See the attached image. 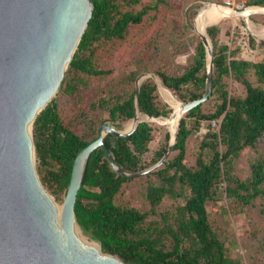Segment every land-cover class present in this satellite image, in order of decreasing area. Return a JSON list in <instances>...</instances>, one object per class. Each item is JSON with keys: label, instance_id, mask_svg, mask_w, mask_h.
Segmentation results:
<instances>
[{"label": "trees", "instance_id": "1", "mask_svg": "<svg viewBox=\"0 0 264 264\" xmlns=\"http://www.w3.org/2000/svg\"><path fill=\"white\" fill-rule=\"evenodd\" d=\"M93 15L70 62V70L88 74H104L94 68L93 43L102 38L123 39L129 26L143 21L154 4L144 5L137 12L122 10L119 0H92ZM137 3L140 0H128ZM252 5L264 6V0H250ZM219 26L208 27L214 46L213 92L218 91L222 102L214 112L204 113L202 104L186 113L196 117L195 126L190 127L182 117L173 150L178 153L161 163L163 167L150 173L158 175L161 183H149L146 197L150 210L121 204L117 196L124 186L136 176H126L116 171L105 150L99 146L91 153L76 202V216L83 232L101 244L104 252L118 255L129 264H242L228 254L227 246L216 232L209 219L208 201L215 198L219 184L227 182V193L242 204H252L264 197V154L251 165V174L246 178L233 175V162L246 147L256 148L264 136V62H253L231 56L230 46L220 44ZM90 51L83 57L82 52ZM207 52L203 40L196 47L194 63L181 75L159 71L166 86L178 92L183 100H194L203 96L207 79ZM254 71L259 83H254L249 73ZM232 75L246 88V95H230L223 78ZM70 80L68 87L74 92L79 81ZM65 81H62V85ZM186 86V88H184ZM183 89L186 91H183ZM157 85L147 81L140 84L138 108L141 112L158 117L171 113L166 104L158 100ZM211 95V96H212ZM210 96V97H211ZM210 99V98H209ZM137 88L120 98L110 108L112 120L133 118L136 113ZM203 119L219 120L217 131L205 134L196 167L186 164L187 143ZM36 155L41 166L51 159L58 169L48 171L42 177L53 187V192L65 194L70 183L73 163L78 153L97 135L87 139L64 124L55 102H50L34 121ZM154 127L148 121H140L132 134L126 137L109 132L104 141L114 154L115 160L126 172L144 169L143 155L149 151ZM223 146L224 150L220 147ZM209 149L211 156H205ZM167 149L156 152V161L162 159ZM178 184L190 187V196L179 206L176 213H162V221L148 220L167 194ZM264 214V206L262 207ZM169 241H171L169 243Z\"/></svg>", "mask_w": 264, "mask_h": 264}, {"label": "rangeland", "instance_id": "2", "mask_svg": "<svg viewBox=\"0 0 264 264\" xmlns=\"http://www.w3.org/2000/svg\"><path fill=\"white\" fill-rule=\"evenodd\" d=\"M156 1L140 0L137 3H129L128 0H119L122 10L133 12L142 9L144 5L154 4ZM249 1L167 0V3H159L158 9H151L142 22L131 24L123 39L102 38L93 43L94 68L104 71V74L95 75L79 70L71 71L70 64L67 66L63 79L65 83L60 85L50 102L57 104L64 124L87 139L98 136V128L104 123L114 126L117 130L126 131L127 126L135 121L134 117L112 120L110 108L118 99L133 92L137 88V83L142 84L147 81L155 83L158 100L171 110L168 116L161 115L152 118L138 110V120L148 121L153 125L154 137L149 144V151L142 157L146 167L138 171L140 174L124 186L123 191L117 196L119 203L137 207L142 211L150 210V203L146 197L147 186L149 183H161L158 175L150 173L159 167L157 164L161 159L156 161V152L165 148L168 151L169 144L173 141L169 124L162 122L170 118L174 111L165 93L171 92L182 102L189 101L183 100L176 90L166 86L159 71L181 75L194 63L196 47L202 40V36L196 30L195 18L207 4L216 2L243 11L246 7L255 6ZM248 21H251L253 27L249 26ZM210 26L220 27L219 42L221 45L230 46L232 57L264 62V38H259L255 34L256 29L264 26V13L250 14L249 19L245 16L226 17L208 27ZM209 38L212 41L210 35ZM90 53V51H85L82 55L85 57ZM249 77L254 83H259L253 70L249 73ZM74 78L79 82L74 92H70L68 82L75 80ZM223 82L230 95H246L245 86L231 74L225 75ZM221 102L219 92L216 91L202 104V111L204 113L214 112ZM182 117L187 118L190 127L195 126L196 117H187L186 113ZM219 122V120L203 119L200 126L194 128V133L187 143L185 162L188 166L196 167L205 134L209 131H217ZM33 127L34 123L32 126L34 138ZM220 149L224 150V147L221 146ZM177 153V150L171 148L167 157L172 159ZM261 153L264 154V136L256 148L246 147L234 160L233 175L239 178L248 177L251 174L252 163ZM205 156L207 158L211 156L209 149L205 150ZM163 166L164 164L160 165V167ZM36 167L41 180L48 171L58 169V165L51 159L40 169V160L37 155ZM42 183L56 201L63 205L66 193H54V188L48 182L42 181ZM190 192L188 185H176L172 193L167 194L162 200L157 212L149 215L148 220L162 221V213H176L179 206H182L189 198ZM263 206L264 197H258L248 205L230 197L225 180L219 184L215 198L207 203L210 222L220 235V239L225 242L228 254L239 259L242 264H264V214L261 211Z\"/></svg>", "mask_w": 264, "mask_h": 264}, {"label": "water", "instance_id": "3", "mask_svg": "<svg viewBox=\"0 0 264 264\" xmlns=\"http://www.w3.org/2000/svg\"><path fill=\"white\" fill-rule=\"evenodd\" d=\"M93 10L92 0H0V264H129L101 246L99 252L83 243L76 233V202L89 157L99 146L116 171L130 177L140 174L120 167L104 141L109 132L129 136L142 121L137 117L140 84L133 128L120 131L104 123L97 138L76 156L59 227L58 203L36 167L33 123L62 84ZM202 40L207 52L206 89L202 97L183 101V115L213 92V43L206 36ZM177 134L178 129L157 167Z\"/></svg>", "mask_w": 264, "mask_h": 264}, {"label": "bare ground", "instance_id": "4", "mask_svg": "<svg viewBox=\"0 0 264 264\" xmlns=\"http://www.w3.org/2000/svg\"><path fill=\"white\" fill-rule=\"evenodd\" d=\"M264 13V6L262 5H255L246 7L240 14H236L235 10H233L230 6L222 5L216 2L209 3L200 10L198 15L195 18V24H196V30L199 32L201 36H206L208 40L210 41V44L212 43L211 39L209 38L207 28L209 25L213 23L220 22L226 17H238V16H245L247 19H249V15L253 13ZM248 24H250V27H253V24L251 21H248ZM255 34L259 38H264V26H262L260 29L255 30ZM211 58V51L208 55V60L210 61ZM166 99L170 102L172 107L174 108L173 114L171 118H166L163 120V123H167L170 126V130L172 132V138L174 140V137L176 135V131L178 129V122L183 113L181 112V107L183 105V102L180 101L175 95H173L171 92L165 93ZM139 115V113H138ZM135 124V121L129 124L126 128V131H129L133 128ZM106 130H103V134H105ZM53 196V195H52ZM54 197V196H53ZM55 198V197H54ZM58 203V202H57ZM62 218V205L58 203V227L60 226ZM76 233L79 236V238L83 241L84 244L93 247L97 249L99 252L101 251V245L94 239H92L89 235L85 234L82 230V228L77 225L76 226Z\"/></svg>", "mask_w": 264, "mask_h": 264}]
</instances>
